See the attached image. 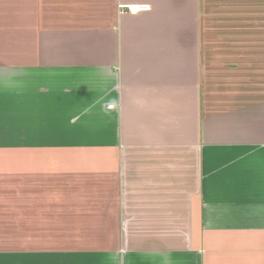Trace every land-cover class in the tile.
<instances>
[{"label": "crops", "instance_id": "1", "mask_svg": "<svg viewBox=\"0 0 264 264\" xmlns=\"http://www.w3.org/2000/svg\"><path fill=\"white\" fill-rule=\"evenodd\" d=\"M0 175L17 264H264V0H0Z\"/></svg>", "mask_w": 264, "mask_h": 264}, {"label": "rangeland", "instance_id": "2", "mask_svg": "<svg viewBox=\"0 0 264 264\" xmlns=\"http://www.w3.org/2000/svg\"><path fill=\"white\" fill-rule=\"evenodd\" d=\"M3 178L4 177L0 175V194L2 193L1 188L4 186L5 192L9 188V195L16 196L15 194H11L12 190H14V192L16 193V183L11 182L10 180L9 182L4 181ZM9 218L11 219L10 228L8 230V233H6L5 236L3 237V239L6 242L4 243L3 247H2V244L0 246V264H17L16 263V235H17L16 224L15 226H13L14 221H16V201H10L8 208H6V206H4V208L3 206H1L0 227L4 223L6 224ZM0 238H1V232H0ZM6 245H9V246H6ZM5 258L9 260L8 263L5 261Z\"/></svg>", "mask_w": 264, "mask_h": 264}, {"label": "built area", "instance_id": "3", "mask_svg": "<svg viewBox=\"0 0 264 264\" xmlns=\"http://www.w3.org/2000/svg\"><path fill=\"white\" fill-rule=\"evenodd\" d=\"M148 7L147 6H138V5H133V6H129L127 9V12L131 15L137 14L139 12L145 11L147 10Z\"/></svg>", "mask_w": 264, "mask_h": 264}]
</instances>
